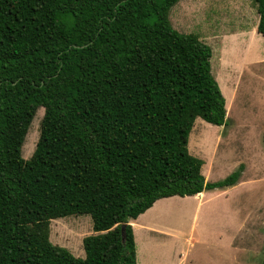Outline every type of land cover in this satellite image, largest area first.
<instances>
[{
  "label": "trees",
  "instance_id": "16d2710c",
  "mask_svg": "<svg viewBox=\"0 0 264 264\" xmlns=\"http://www.w3.org/2000/svg\"><path fill=\"white\" fill-rule=\"evenodd\" d=\"M179 1L0 0V264H137L131 223L157 201L238 183L207 182L189 152L196 120L227 110L212 48L172 26ZM73 215L93 221L85 258L50 241Z\"/></svg>",
  "mask_w": 264,
  "mask_h": 264
},
{
  "label": "rangeland",
  "instance_id": "374dc122",
  "mask_svg": "<svg viewBox=\"0 0 264 264\" xmlns=\"http://www.w3.org/2000/svg\"><path fill=\"white\" fill-rule=\"evenodd\" d=\"M169 17L175 30L196 35L212 48V74L226 99V124L197 119L189 152L204 162L207 182L242 170L233 187L161 199L133 221L137 264H262L264 40L255 31V2L180 0ZM43 116L39 109L22 147L24 159L36 149ZM94 234L89 215L50 223V241L77 258H85L83 241Z\"/></svg>",
  "mask_w": 264,
  "mask_h": 264
},
{
  "label": "water",
  "instance_id": "95a60500",
  "mask_svg": "<svg viewBox=\"0 0 264 264\" xmlns=\"http://www.w3.org/2000/svg\"><path fill=\"white\" fill-rule=\"evenodd\" d=\"M127 224H124L123 227H122V230H123V238H125V228H126Z\"/></svg>",
  "mask_w": 264,
  "mask_h": 264
},
{
  "label": "crops",
  "instance_id": "0c3cea01",
  "mask_svg": "<svg viewBox=\"0 0 264 264\" xmlns=\"http://www.w3.org/2000/svg\"><path fill=\"white\" fill-rule=\"evenodd\" d=\"M257 26H258V25H257ZM255 31H257V27L255 28ZM255 31H254V34H255ZM202 194H203V193H202ZM202 194H200V195L202 196ZM198 196H199V195H198ZM198 196H197V197H198ZM197 197H196V198H197Z\"/></svg>",
  "mask_w": 264,
  "mask_h": 264
}]
</instances>
